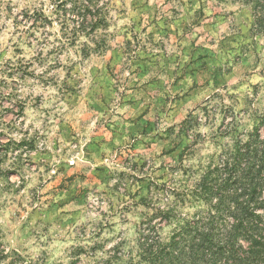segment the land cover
<instances>
[{"label":"rangeland","instance_id":"obj_1","mask_svg":"<svg viewBox=\"0 0 264 264\" xmlns=\"http://www.w3.org/2000/svg\"><path fill=\"white\" fill-rule=\"evenodd\" d=\"M99 8L90 52L71 0H0V264L137 262L141 233L180 223L158 208L227 172L264 116V36L240 0Z\"/></svg>","mask_w":264,"mask_h":264},{"label":"trees","instance_id":"obj_2","mask_svg":"<svg viewBox=\"0 0 264 264\" xmlns=\"http://www.w3.org/2000/svg\"><path fill=\"white\" fill-rule=\"evenodd\" d=\"M57 1L60 7L68 0ZM240 1L252 13V31L264 36V0ZM71 2L74 15L81 20L72 33L76 36L88 34L96 44L89 47L90 52L99 49L96 30L105 20L99 0ZM261 127L264 128V116L250 138L229 156L227 172L202 177L194 188L189 189L184 199L169 200L165 208H158L163 219L169 222L179 219L178 228L167 242L161 241L160 237L156 241L152 233H141L136 240L139 259L135 263L130 259L128 264H261L264 261V214H258L256 209L264 189V137ZM215 199H218L215 204L217 214L208 211L191 220L181 219L178 214L186 203L197 206L204 202L212 206ZM225 214L227 225L223 222ZM156 230L154 227V232ZM3 237L0 225V260L11 256L6 252ZM12 253L20 257L15 251ZM114 257L115 254L110 255L105 263L113 261Z\"/></svg>","mask_w":264,"mask_h":264}]
</instances>
